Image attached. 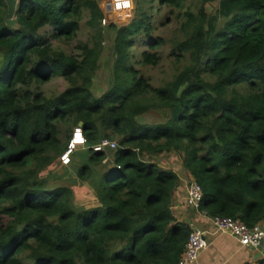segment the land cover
Segmentation results:
<instances>
[{
    "label": "trees",
    "instance_id": "trees-1",
    "mask_svg": "<svg viewBox=\"0 0 264 264\" xmlns=\"http://www.w3.org/2000/svg\"><path fill=\"white\" fill-rule=\"evenodd\" d=\"M135 1L128 24L107 26L116 60L96 95L102 0H0V264H178L192 227L173 212L181 181L150 159L160 154H178L201 185L200 212L264 220V0H193L200 8L188 6L170 41L185 63L159 85L136 67L162 59L154 10L182 13L189 0ZM85 16L96 43L80 57L57 48L52 40L75 39ZM57 78L63 90H42ZM80 122L86 150L63 165ZM104 137L117 149L95 151ZM84 192L90 203L80 204Z\"/></svg>",
    "mask_w": 264,
    "mask_h": 264
},
{
    "label": "rangeland",
    "instance_id": "rangeland-1",
    "mask_svg": "<svg viewBox=\"0 0 264 264\" xmlns=\"http://www.w3.org/2000/svg\"><path fill=\"white\" fill-rule=\"evenodd\" d=\"M190 5H192L191 10L197 13L198 9L200 8V2L197 1L196 3L193 2V0L187 1L182 13L177 8L172 9L173 7H167L165 5H163L159 10L158 7L154 10L153 22L155 25V29L151 34L153 35L154 38L161 37L167 42L166 44H162L158 48V51H160L162 59L157 66L146 67L142 64H137L136 67L148 78H151L153 80V83L156 85L172 80V78H174L176 73H178L182 69L185 63V62H181L182 60H178L177 58L172 57L170 55V46H171L170 41L173 38L179 37L180 35L179 28L181 22L185 19L182 18L183 17L182 14L186 12L188 6ZM101 7L105 11V17L102 19L103 28H102L101 38L103 39L102 40L103 49L101 51L99 66L96 71L94 84H93V89L96 95H101L107 90L110 84V80L113 78V68L116 60V54L114 52L116 32L109 29V27L107 26L111 23L117 25L128 24L134 18L136 1L135 0H102ZM205 8L208 14L215 15L218 12L219 2L207 4ZM104 19L107 20L106 24H104L103 22ZM86 21H87V16H85V18L83 19L81 23L82 24L81 29L79 31L78 36L75 39L69 41L64 38H54L52 40L54 42V45L57 48L64 50L68 54H73L79 57L82 56L83 51L80 48V46L85 42L90 43L91 46H93L99 37L97 35L98 30L91 29L90 27H88ZM51 32L52 29L44 30L45 34H50ZM135 38L136 40L134 46L132 47V50L136 52V56L139 58L141 56L142 51L148 48V45L144 42L146 38L144 32L137 35ZM41 88L46 93L53 94L63 90L65 88V83L61 79L57 78L54 79L52 82L41 85ZM142 120L153 122L154 117L153 115H148ZM77 126L73 127V130ZM79 149L81 151L86 150L85 148L84 149L79 148ZM167 154L171 156V153H167ZM167 154L164 157L168 159V162L170 164L176 166L178 159L174 157L173 161L169 160L170 157L167 156ZM175 155L179 157L178 154L175 153ZM164 157L158 158L157 160H159L160 162L163 161L166 164V159ZM63 168L64 167L62 165L59 166L57 165L54 166L52 169L53 170L56 169L54 170V174H56L57 176H62L64 175ZM190 182H192V180ZM80 200H81L79 201L80 204L90 203L89 201L90 199L88 198L85 192L81 195Z\"/></svg>",
    "mask_w": 264,
    "mask_h": 264
},
{
    "label": "crops",
    "instance_id": "crops-1",
    "mask_svg": "<svg viewBox=\"0 0 264 264\" xmlns=\"http://www.w3.org/2000/svg\"><path fill=\"white\" fill-rule=\"evenodd\" d=\"M160 154L150 158L157 162L165 169L175 170L180 177L181 185L179 186L173 198V212L176 218L191 227H198L205 231L208 247L201 252L193 264H264V240L258 247L243 246L237 238L228 232H215L211 224L210 217L205 213L197 211L190 207L186 202L187 189L193 178L182 166L180 157L171 153L169 160L177 158V165L174 166ZM164 157L166 164L157 160ZM164 160V159H163Z\"/></svg>",
    "mask_w": 264,
    "mask_h": 264
},
{
    "label": "built area",
    "instance_id": "built-area-1",
    "mask_svg": "<svg viewBox=\"0 0 264 264\" xmlns=\"http://www.w3.org/2000/svg\"><path fill=\"white\" fill-rule=\"evenodd\" d=\"M106 24L107 20H103ZM87 143V138L83 132L82 126H77L72 132L70 141L65 152L61 155L60 160L63 165L71 163L72 155L79 148H83ZM118 143L115 140L104 137L93 146L95 151H104L109 149H117ZM203 201V192L201 185L192 180L187 189V204L199 211ZM211 224L215 232H228L232 234L243 246L258 247L264 240V220L249 226L239 218L227 216L210 217ZM208 247L206 233L198 227H192L185 250L181 255L178 264H193L201 252Z\"/></svg>",
    "mask_w": 264,
    "mask_h": 264
},
{
    "label": "water",
    "instance_id": "water-1",
    "mask_svg": "<svg viewBox=\"0 0 264 264\" xmlns=\"http://www.w3.org/2000/svg\"><path fill=\"white\" fill-rule=\"evenodd\" d=\"M7 23H8V25H10V26L17 27V24H16V20H15V19H13V20H9ZM79 125L82 126V123L80 122Z\"/></svg>",
    "mask_w": 264,
    "mask_h": 264
}]
</instances>
